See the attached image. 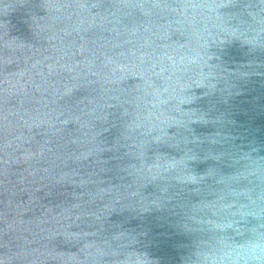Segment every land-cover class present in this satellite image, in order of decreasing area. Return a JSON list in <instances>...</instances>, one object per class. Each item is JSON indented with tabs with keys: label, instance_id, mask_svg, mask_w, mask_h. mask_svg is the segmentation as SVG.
<instances>
[{
	"label": "water",
	"instance_id": "1",
	"mask_svg": "<svg viewBox=\"0 0 264 264\" xmlns=\"http://www.w3.org/2000/svg\"><path fill=\"white\" fill-rule=\"evenodd\" d=\"M264 0H0V264H264Z\"/></svg>",
	"mask_w": 264,
	"mask_h": 264
},
{
	"label": "clouds",
	"instance_id": "2",
	"mask_svg": "<svg viewBox=\"0 0 264 264\" xmlns=\"http://www.w3.org/2000/svg\"><path fill=\"white\" fill-rule=\"evenodd\" d=\"M264 257V237H258L250 240L243 246L233 248L224 253L227 260H259Z\"/></svg>",
	"mask_w": 264,
	"mask_h": 264
}]
</instances>
